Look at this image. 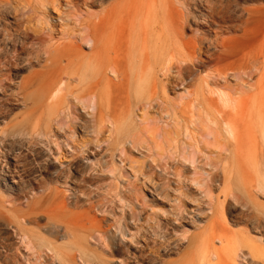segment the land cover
Here are the masks:
<instances>
[{
	"label": "rangeland",
	"instance_id": "1",
	"mask_svg": "<svg viewBox=\"0 0 264 264\" xmlns=\"http://www.w3.org/2000/svg\"><path fill=\"white\" fill-rule=\"evenodd\" d=\"M189 1L0 0V264H264V0Z\"/></svg>",
	"mask_w": 264,
	"mask_h": 264
},
{
	"label": "bare ground",
	"instance_id": "2",
	"mask_svg": "<svg viewBox=\"0 0 264 264\" xmlns=\"http://www.w3.org/2000/svg\"><path fill=\"white\" fill-rule=\"evenodd\" d=\"M182 2H184V1H182ZM185 2H186V4H191V2L189 1V0H185ZM205 2L208 4V12L206 13V15L208 16V18H206V19H208L207 21H209V22H212L213 24H215V22H217V21H224V19H225V16H226V12L228 11V3L227 2H224L223 0H205ZM167 10V9H166ZM192 10V9H191ZM249 10V9H248ZM250 11V10H249ZM251 13H249V15H250ZM185 19V15H184V11H183V13L180 11V12H177V14H176V16H175V18L173 19V20H171V22H172V24L173 25H171L172 27L173 26H175V25H181L182 23H184L183 22V20ZM190 20V19H189ZM171 22H169V23H171ZM168 24V23H167ZM166 24V26H165V28L167 29V31L169 32V33H172L171 31H170V27H169V24L167 25ZM179 27V26H178ZM174 29V28H173ZM165 30V29H164ZM24 31H25V29H24ZM166 31V30H165ZM173 32H174V30H173ZM11 33V32H10ZM22 33H23V31H22ZM21 34V33H20ZM24 34V33H23ZM248 34V33H247ZM169 35V34H168ZM9 36V35H8ZM24 36V35H23ZM166 37V36H165ZM168 37V36H167ZM9 39V38H8ZM165 39V38H164ZM225 39V38H224ZM23 40V39H22ZM166 41V40H165ZM168 41V40H167ZM166 41V42H167ZM224 41V40H223ZM165 42V43H166ZM220 42V41H219ZM217 43V42H216ZM212 44V43H211ZM218 46H221L222 47V49H225L226 48V45L227 44H225L224 42L223 43H218L217 44ZM3 46V45H2ZM1 47V46H0ZM202 46H201V48L198 50V46L196 45L195 46V50H194V53H198V51H200V50H202ZM2 49V48H1ZM19 49V48H18ZM22 49V48H21ZM6 50H7V47H6ZM14 51H15V49H14ZM13 51V52H14ZM224 51H227V50H224ZM2 52V51H1ZM57 52H59V51H57ZM8 53V52H7ZM16 54V53H15ZM1 55V54H0ZM12 55H13V57H14V53H12ZM221 55H222V53L220 52V53H213V54H210V56H209V61L210 60H217V59H219V58H221ZM101 57V56H100ZM196 59H197V61L200 63V64H204V60H201V58L199 57V55H197L196 56ZM187 67V66H186ZM246 67H250V66H246ZM219 71V70H218ZM1 72V71H0ZM54 72V71H53ZM224 71H222L221 73H223ZM220 73V74H221ZM51 74V73H50ZM49 76H51V75H49ZM55 81V80H54ZM48 82V81H47ZM57 82V81H56ZM53 83H55V82H53ZM60 83V82H59ZM56 86H57V83H55V85L53 86L52 85V87L51 88H49L50 89V96H52V98L54 97V98H56V95H58L59 94V92L60 91H62V88H61V86H62V83L61 84H59V86L57 87V90H56ZM47 87V86H46ZM20 88V87H19ZM48 88V87H47ZM48 89V90H49ZM21 90V89H20ZM25 90V89H24ZM46 90V89H45ZM26 93V92H25ZM217 95H218V99L220 100V101H222V102H224V103H226V105L227 104H232V102H234V101H236V98H233L229 93H227L224 89H220V90H218L217 92ZM47 94H48V92H47ZM49 98V97H48ZM213 99V98H212ZM237 99H239V98H237ZM213 100H215V99H213ZM209 102H210V100H209ZM237 102V101H236ZM211 104H213V105H215L216 106V108H218V105H217V103H211ZM40 107V106H39ZM219 112H221V111H219ZM229 121V120H228ZM26 122V121H25ZM25 122H21V123H18V124H15L16 125V128H15V126H14V131H13V134L12 135H14V134H19L20 135V133H23L24 132V124H25ZM76 122V121H75ZM27 124V123H26ZM75 124V123H74ZM228 128H229V133L230 134H232L233 133V129H232V126H231V124H228ZM22 131V132H21ZM233 135H234V133H233ZM33 136V135H32ZM0 151H1V153L3 154V156H5L6 155V153H5V150H2L1 149V147H0ZM18 156H22V155H18ZM0 170H3L2 172H3V175H0V176H2L1 178L2 179H4V180H8V178H14L15 177V175H17L18 173H19V171H20V169H17L16 167H10V165L7 167V169H4L3 167L0 169ZM0 174H2L1 172H0ZM20 188H24L23 186H20ZM22 190V189H21ZM34 208V207H33ZM32 208V209H33ZM31 211H30V209H28V210H25V209H19V210H15V212L12 214V221L13 222H15V223H17V229H18V232L20 233V234H22V242L26 245V247L28 248V249H33L34 247H35V245H34V241L32 240V238L28 235V233H27V230L25 229V222L23 221V217H26V216H29L31 213H30ZM66 230H68V227L66 228ZM43 243H45V241L43 242ZM54 243V241H52V239L51 238H49V244H48V247L50 246V244H53ZM107 244V243H106ZM212 254H215V253H212ZM216 255H218L217 253H216ZM0 261H4V262H10V260H9V258H6V257H3V256H0Z\"/></svg>",
	"mask_w": 264,
	"mask_h": 264
}]
</instances>
